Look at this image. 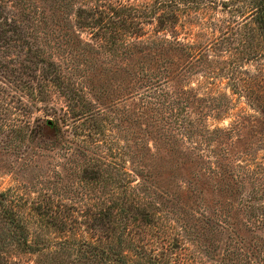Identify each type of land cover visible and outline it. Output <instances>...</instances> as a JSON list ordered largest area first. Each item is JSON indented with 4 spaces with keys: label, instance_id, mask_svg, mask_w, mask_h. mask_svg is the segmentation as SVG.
I'll return each mask as SVG.
<instances>
[{
    "label": "rangeland",
    "instance_id": "rangeland-1",
    "mask_svg": "<svg viewBox=\"0 0 264 264\" xmlns=\"http://www.w3.org/2000/svg\"><path fill=\"white\" fill-rule=\"evenodd\" d=\"M152 2L0 0L16 23L6 33L16 41L0 48V193L9 191L30 220L39 204L74 212L78 222L97 209L128 207L134 194L153 219L134 236L161 260L264 264V230L243 206L253 191L260 199L253 204L264 205V44L252 22L232 12V0H202L171 33L147 21ZM122 4L133 8V23L110 25L104 18ZM164 37L192 45L193 55L181 45L167 52L141 44ZM51 64L73 69L69 91L54 76L38 80ZM147 68L169 71L161 89L175 95L181 132H170V115L143 105L137 74ZM248 169L252 177L242 174ZM70 224L78 234L82 227ZM45 236L72 238L53 227ZM19 258L32 264L36 256Z\"/></svg>",
    "mask_w": 264,
    "mask_h": 264
},
{
    "label": "trees",
    "instance_id": "trees-1",
    "mask_svg": "<svg viewBox=\"0 0 264 264\" xmlns=\"http://www.w3.org/2000/svg\"><path fill=\"white\" fill-rule=\"evenodd\" d=\"M233 2H237L238 5L232 12H236L238 20L242 19L243 25L249 26L248 22L251 21L254 29L258 32L260 42L264 44V0H232L231 4ZM210 4L213 6L215 2L211 1ZM202 5V0H153L152 4H146L144 8H147L148 14L152 15V17H147V21L154 19L157 23V33H171L175 31L181 14L189 11L192 7L200 8ZM227 5V2H222L221 6L228 7ZM113 9L116 17L107 15L104 18L110 25L124 27L125 19L133 23L130 14L133 10L131 6L122 4V6ZM126 13L127 15H125ZM103 23L102 19L99 22L100 29L107 30ZM15 26L16 23L8 17L0 5V48L8 47L12 41H16L6 37L7 32L15 31ZM105 36L106 34L102 33L99 37L100 41L105 39ZM173 40L174 43L164 37L141 42V44L146 43L145 45H155L159 48L166 46L172 48L174 44L181 45L188 55H193L192 45L180 44L176 39ZM136 45L137 42H131L129 46ZM168 48L167 52L170 51ZM169 62L171 63V60ZM50 66L55 69L43 68L42 75L38 80L50 81L54 76L56 81L54 80L52 83L61 81L62 88L69 91L70 87L65 83L71 80L70 76L73 75L71 70L73 69L66 67L62 72L60 67L58 68L54 64ZM162 73H155L147 68L140 72V76L137 74V80L142 82L145 89L144 94L140 97L145 101L143 105L151 106L153 111L155 108L160 114H163V117H166L164 116L166 114L171 116L167 124L168 127H171L170 132L173 130L181 132L178 127L182 126L184 121H178L180 112L177 114L178 103L175 95L173 96V93L168 90L165 92L161 89L162 86H165V77H168L169 71L165 68L162 69ZM38 87L42 88V85L38 84ZM66 96L69 98V92L66 93ZM82 116L85 117V114ZM73 117L77 118V116ZM186 124L189 125V122ZM17 127L15 125L11 129L14 130ZM76 128L84 132V129L78 126ZM80 141H82V145H85L86 141L83 138ZM93 162L94 159L89 158V164ZM242 174H246L248 177L254 175L253 171L249 169ZM94 176L95 178L92 179L97 181H100L102 177L100 171H96ZM8 192L0 193V264H26L19 258L26 255L36 256L32 264H169L155 255L149 248V241L144 243L141 239L135 238L134 228L138 227L137 225L150 227L153 219L151 214L146 211V204L142 205V202H137L134 194L125 200L128 202V207H125L127 204L120 203L105 209H97L91 215H84L83 221L78 222L79 219H76L72 214L74 212L54 210L52 207H42L39 204L30 207V220L28 216L27 218L23 217L22 213L11 205L13 198L8 195ZM258 196V192L253 191L247 200L244 199L243 206L250 219L255 221L257 229L264 230V205L253 204V201L260 200ZM135 212L140 215L139 218L135 216ZM70 223L78 224L79 228L82 227L78 230V234L77 228L71 226ZM49 227H53L60 233L69 232L72 238L52 243L45 236ZM80 233L83 235L80 236Z\"/></svg>",
    "mask_w": 264,
    "mask_h": 264
}]
</instances>
